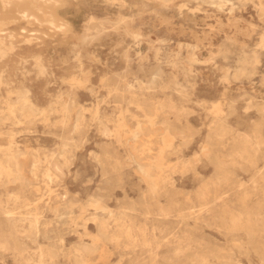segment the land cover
I'll use <instances>...</instances> for the list:
<instances>
[{
	"label": "rangeland",
	"instance_id": "obj_1",
	"mask_svg": "<svg viewBox=\"0 0 264 264\" xmlns=\"http://www.w3.org/2000/svg\"><path fill=\"white\" fill-rule=\"evenodd\" d=\"M0 159V264H264V0H0Z\"/></svg>",
	"mask_w": 264,
	"mask_h": 264
},
{
	"label": "bare ground",
	"instance_id": "obj_2",
	"mask_svg": "<svg viewBox=\"0 0 264 264\" xmlns=\"http://www.w3.org/2000/svg\"><path fill=\"white\" fill-rule=\"evenodd\" d=\"M27 11V10H26ZM20 12V11H19ZM13 15V14H12ZM11 21H13V20H11ZM5 22V21H4ZM20 22V21H19ZM45 23V22H44ZM32 24V23H31ZM66 27V26H65ZM58 36V35H57ZM4 38V37H3ZM30 39V38H29ZM27 41V40H26ZM12 79V78H11ZM74 93V92H73ZM22 107H23V105H22ZM23 109V108H22ZM22 111V110H21ZM84 111V110H83ZM23 112V111H22ZM69 118V117H68ZM100 122V121H99ZM146 125V124H145ZM102 126V125H101ZM148 128V127H147ZM101 131V130H100ZM147 133V132H146ZM105 137V136H104ZM33 148V147H32ZM152 157V156H151ZM1 160V159H0ZM141 162V161H140ZM10 163V162H9ZM36 163V162H35ZM3 164H4V162H3ZM146 165V164H145ZM33 167H35V166H33ZM148 167V166H147ZM2 168V167H1ZM3 169V168H2ZM148 169V168H147ZM146 169V170H147ZM11 170V169H10ZM149 170V169H148ZM155 171V170H154ZM3 172V171H2ZM23 173V172H22ZM149 173V172H148ZM155 177H157V176H155ZM27 185V184H26ZM5 210V209H4ZM121 222V221H120ZM143 225V224H142ZM118 227V226H117ZM130 227V226H129ZM134 227V226H133ZM132 231V230H131ZM140 231V230H139ZM20 232V231H19ZM131 234V233H130ZM4 236V235H3ZM11 236V235H10ZM119 236V235H118ZM115 238V237H114ZM130 239V238H129ZM131 239H132V237H131ZM144 239V238H143ZM166 240V239H165ZM164 242V241H163ZM130 243V242H129ZM137 243V242H136ZM108 244V243H107ZM156 244V243H155ZM161 244V243H160ZM4 245V244H3ZM73 245V244H72ZM130 247V246H129ZM15 249V248H14ZM136 249V248H135ZM42 256V255H41ZM47 256V255H46ZM51 256V255H50ZM52 258V257H51ZM156 258V257H155ZM44 264V263H43Z\"/></svg>",
	"mask_w": 264,
	"mask_h": 264
}]
</instances>
